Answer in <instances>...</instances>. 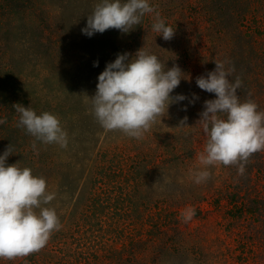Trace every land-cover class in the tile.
<instances>
[{
    "label": "rangeland",
    "instance_id": "rangeland-1",
    "mask_svg": "<svg viewBox=\"0 0 264 264\" xmlns=\"http://www.w3.org/2000/svg\"><path fill=\"white\" fill-rule=\"evenodd\" d=\"M101 0H0V155L30 168L56 193L62 224L38 253L0 264H264V150L245 164L210 166L197 125L206 100L196 78L227 61L241 102L264 112V0H149L176 31L152 30L155 13L124 34H82ZM145 51L186 74L173 96L188 99L142 139L105 131L91 111L98 76L119 53ZM98 62V67L94 63ZM190 79V80H188ZM193 94L199 97L193 100ZM57 116L68 145L35 141L13 105ZM187 110H184V109ZM187 117L186 126L180 122ZM226 119L225 117H222ZM36 148L33 149V143ZM194 210L185 222L182 213Z\"/></svg>",
    "mask_w": 264,
    "mask_h": 264
},
{
    "label": "clouds",
    "instance_id": "clouds-1",
    "mask_svg": "<svg viewBox=\"0 0 264 264\" xmlns=\"http://www.w3.org/2000/svg\"><path fill=\"white\" fill-rule=\"evenodd\" d=\"M151 13H155L152 30L165 41H171L176 31L165 23L149 0H101L87 16V25L81 31L89 38L110 29L127 34ZM213 63L216 65L213 71L196 78L201 90L216 97L204 102L197 122L208 139L198 157L204 170L192 173L196 184L209 179L210 166L237 165L243 175L249 158L264 150V112L258 111L251 100L241 102L237 90L242 82L239 78L235 82L229 79L235 69L227 67V61ZM94 66L98 67V62ZM185 75L176 64L168 68L159 57L145 51V46L134 56L119 53L98 76L95 95L88 97L91 111L105 131H120L142 139L158 119L162 122L168 115L171 105L188 99L172 95ZM198 99L193 94L190 103ZM13 108L19 114L17 126L35 141L67 147L68 134L57 116L48 112L37 115L31 106L15 104ZM225 116L226 119L222 118ZM6 123V119H0V124ZM186 123L187 117L180 126L187 127ZM32 147L36 148L35 142ZM12 153L10 144L0 155V259L5 260L40 252L53 233L62 228L55 208L48 207L56 199V193L48 191L43 177L34 176L30 168L19 167L20 162L9 165ZM193 215L192 209L182 213L185 222Z\"/></svg>",
    "mask_w": 264,
    "mask_h": 264
}]
</instances>
